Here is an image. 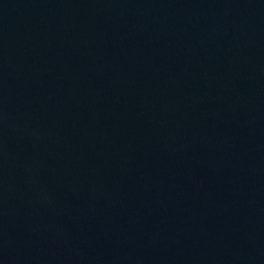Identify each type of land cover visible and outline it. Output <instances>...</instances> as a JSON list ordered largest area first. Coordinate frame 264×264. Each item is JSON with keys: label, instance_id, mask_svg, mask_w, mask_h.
Wrapping results in <instances>:
<instances>
[{"label": "water", "instance_id": "1", "mask_svg": "<svg viewBox=\"0 0 264 264\" xmlns=\"http://www.w3.org/2000/svg\"><path fill=\"white\" fill-rule=\"evenodd\" d=\"M0 264H264V0H0Z\"/></svg>", "mask_w": 264, "mask_h": 264}]
</instances>
